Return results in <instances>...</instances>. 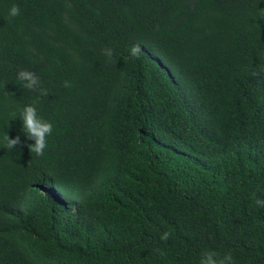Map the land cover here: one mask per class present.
I'll return each mask as SVG.
<instances>
[{"label": "trees", "instance_id": "obj_1", "mask_svg": "<svg viewBox=\"0 0 264 264\" xmlns=\"http://www.w3.org/2000/svg\"><path fill=\"white\" fill-rule=\"evenodd\" d=\"M0 264H264V0H0Z\"/></svg>", "mask_w": 264, "mask_h": 264}]
</instances>
